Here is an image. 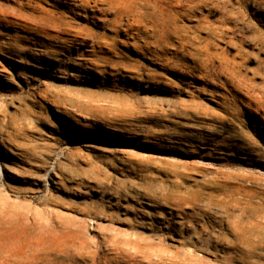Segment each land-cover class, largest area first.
<instances>
[{
	"label": "rangeland",
	"instance_id": "374dc122",
	"mask_svg": "<svg viewBox=\"0 0 264 264\" xmlns=\"http://www.w3.org/2000/svg\"><path fill=\"white\" fill-rule=\"evenodd\" d=\"M201 1L202 11L184 23L203 40L220 39L241 84L264 100V0ZM66 2L40 0L38 7L70 18L76 13L98 36L109 34ZM8 43L26 56L7 54ZM87 49L50 32L35 36L0 24V264H264V215L243 219L257 245L249 250L230 244L238 210L199 203L184 206V213L198 215L182 220L183 210L166 201L177 197L168 181L182 185L179 196L203 187L214 192L207 181L218 175L203 169L200 158L233 170L254 158L235 137L254 113L226 104L210 85L198 92L197 81L168 89L144 75L132 82L125 69L93 68L96 56ZM122 51L121 66L159 71ZM190 93L207 114H172ZM246 131L255 136L251 126ZM256 182L244 184L264 190Z\"/></svg>",
	"mask_w": 264,
	"mask_h": 264
},
{
	"label": "bare ground",
	"instance_id": "6f19581e",
	"mask_svg": "<svg viewBox=\"0 0 264 264\" xmlns=\"http://www.w3.org/2000/svg\"><path fill=\"white\" fill-rule=\"evenodd\" d=\"M39 1L0 0V24H15L22 32L33 33L35 36L50 32L53 38L60 39L65 45L87 47V56H96L95 59L90 60L91 67L110 69L114 73L125 69L124 77L132 82L140 80L144 75L148 83H160L168 89L186 86L188 80L200 83L201 86H193L198 92H205L206 89L203 86L210 85L212 90L222 91V98L226 104L233 106L240 104L247 112L254 113L251 115L255 117L251 120L252 122H240L238 132L243 135H235V137L246 146L244 149L249 155L262 158L263 164L253 160L254 158L247 161L239 160L237 170H233L229 169L231 166L227 163L218 166L200 158L198 161L201 162L203 169L210 174L218 175V178L212 177L207 181L206 187L214 189V192L204 193L203 187L202 191L189 189L185 195L179 196L183 193L180 190L182 185L168 181V187L177 197L174 198L171 194L166 201H172L174 206L182 210L185 209L184 206L196 209L199 203L223 208L226 211L229 207L238 210L239 219L231 226V230L237 235L230 244L235 248L244 246L249 250L256 249V243L247 236L251 232L252 225L250 222H244L243 219L264 215V190L257 191L244 183L264 182V100L257 95L254 96L249 87L241 84L244 81L239 66L234 58H229L227 50L219 46L220 39L219 43H216V40H203L197 33L200 32L199 30L192 31L184 23L191 20V14L196 13L197 10L202 11V1L53 0L56 7H64L67 4L66 1H71L72 6L68 7L71 11L75 9L89 13V16L84 18L109 33L100 36L89 30L87 26L80 24L77 20L80 21L82 18L78 14L71 12L74 18H70L61 12L44 11L38 7ZM147 9H152L153 12L148 13ZM202 21H206V18ZM13 47V44L8 43L2 49L4 48L3 50L12 56L21 58L26 56L24 49ZM122 49L154 64L159 71L138 63L133 66H121L118 62H120V54H123ZM2 55L0 53V57ZM170 112L206 115L208 109L203 104L197 103V96L190 93L189 103L179 107L173 105ZM156 113L158 112L155 110L152 115ZM260 118H263L262 123ZM249 126L256 130L255 136H251L246 131ZM229 127L234 128V125L231 123ZM220 147L223 150L232 149L230 146L221 145ZM207 164L210 167H206ZM180 214L179 217L182 220L193 219L198 215L186 214L184 210ZM174 223L182 224L178 221ZM202 227L207 228L205 225Z\"/></svg>",
	"mask_w": 264,
	"mask_h": 264
}]
</instances>
